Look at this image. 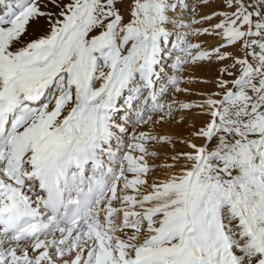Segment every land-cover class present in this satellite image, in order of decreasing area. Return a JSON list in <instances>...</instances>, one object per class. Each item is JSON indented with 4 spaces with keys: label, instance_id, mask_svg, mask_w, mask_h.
<instances>
[{
    "label": "snow or ice",
    "instance_id": "6c2138e0",
    "mask_svg": "<svg viewBox=\"0 0 264 264\" xmlns=\"http://www.w3.org/2000/svg\"><path fill=\"white\" fill-rule=\"evenodd\" d=\"M0 264H264V0H0Z\"/></svg>",
    "mask_w": 264,
    "mask_h": 264
}]
</instances>
